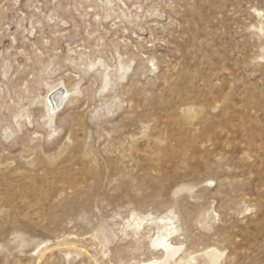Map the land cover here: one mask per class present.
I'll use <instances>...</instances> for the list:
<instances>
[{"label": "rangeland", "instance_id": "obj_1", "mask_svg": "<svg viewBox=\"0 0 264 264\" xmlns=\"http://www.w3.org/2000/svg\"><path fill=\"white\" fill-rule=\"evenodd\" d=\"M0 264H264V0H0Z\"/></svg>", "mask_w": 264, "mask_h": 264}, {"label": "bare ground", "instance_id": "obj_2", "mask_svg": "<svg viewBox=\"0 0 264 264\" xmlns=\"http://www.w3.org/2000/svg\"><path fill=\"white\" fill-rule=\"evenodd\" d=\"M60 100H62L61 95H60L59 93H54L53 96L50 97V101H51L50 103L52 104V107L54 108L55 105H57L58 102H59ZM60 103H61V101H60ZM51 104H50V105H51ZM57 106H59V105H57ZM57 106H56V107H57ZM53 111H54V110H53ZM159 243L162 244L165 248H170V245H168V244L165 242L164 239H162V241L159 242Z\"/></svg>", "mask_w": 264, "mask_h": 264}]
</instances>
